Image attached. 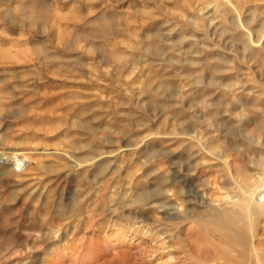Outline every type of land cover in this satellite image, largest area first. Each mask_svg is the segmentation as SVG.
Masks as SVG:
<instances>
[{
  "label": "rangeland",
  "instance_id": "1",
  "mask_svg": "<svg viewBox=\"0 0 264 264\" xmlns=\"http://www.w3.org/2000/svg\"><path fill=\"white\" fill-rule=\"evenodd\" d=\"M2 164L0 264H263L264 0H0Z\"/></svg>",
  "mask_w": 264,
  "mask_h": 264
},
{
  "label": "bare ground",
  "instance_id": "2",
  "mask_svg": "<svg viewBox=\"0 0 264 264\" xmlns=\"http://www.w3.org/2000/svg\"><path fill=\"white\" fill-rule=\"evenodd\" d=\"M241 1H243V0H241ZM252 1V0H251ZM12 156L14 157L15 156V154H12ZM0 174L1 175H3L6 179H8L9 177L8 176H10V170H7L6 169V166H5V164H2L1 166H0ZM3 177V178H4ZM258 192V191H257ZM259 197H264V183H263V189H261L260 191H259ZM36 212H33L32 213V220H30L31 221V226L32 227H37L38 228V226L36 225V222L34 221V219H35V214ZM169 214V213H168ZM31 219V218H30ZM41 226V225H40ZM36 228V229H37ZM219 228V227H218ZM224 236H225V242H228L229 244H232V240L233 239H235V238H233V237H235V236H233L232 237V235H230L229 233H227L226 231H224ZM232 234V233H231ZM233 238V239H232ZM238 243V242H237ZM109 248V247H108ZM225 248H227L226 246H225ZM129 249H126V248H124V247H122V246H111L110 247V249H109V251H108V253H111L112 254V257H110V258H105V256L104 255H98V256H96L95 257V260L93 261V264H137V260H136V258L134 259V257H131L132 256V254H131V252L130 251H128ZM218 250H219V247H218ZM220 251V250H219ZM144 252L145 251H143L142 253L139 251V255H141V254H144ZM225 252V251H224ZM225 255H228V254H224V256ZM234 255V254H233ZM231 258V257H230ZM139 259H140V257H139ZM142 259V258H141ZM257 262V261H256ZM255 262V263H256ZM67 264H73V261H71V262H69V263H67ZM263 264H264V262H263Z\"/></svg>",
  "mask_w": 264,
  "mask_h": 264
}]
</instances>
